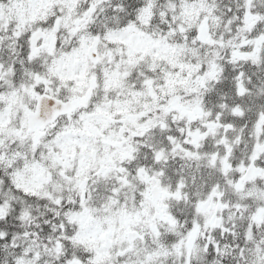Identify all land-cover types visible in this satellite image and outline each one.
Returning <instances> with one entry per match:
<instances>
[{"label": "snow or ice", "instance_id": "6c2138e0", "mask_svg": "<svg viewBox=\"0 0 264 264\" xmlns=\"http://www.w3.org/2000/svg\"><path fill=\"white\" fill-rule=\"evenodd\" d=\"M0 264H264V0H0Z\"/></svg>", "mask_w": 264, "mask_h": 264}]
</instances>
